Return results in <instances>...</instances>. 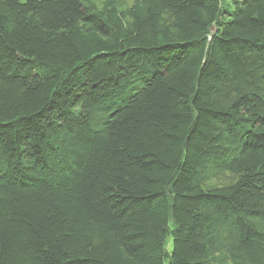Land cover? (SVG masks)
<instances>
[{
    "label": "trees",
    "instance_id": "obj_1",
    "mask_svg": "<svg viewBox=\"0 0 264 264\" xmlns=\"http://www.w3.org/2000/svg\"><path fill=\"white\" fill-rule=\"evenodd\" d=\"M0 264H264V0H0Z\"/></svg>",
    "mask_w": 264,
    "mask_h": 264
},
{
    "label": "rangeland",
    "instance_id": "obj_2",
    "mask_svg": "<svg viewBox=\"0 0 264 264\" xmlns=\"http://www.w3.org/2000/svg\"><path fill=\"white\" fill-rule=\"evenodd\" d=\"M93 2L96 4V6L98 8H103L104 6H106L109 3H114L119 8L120 7L129 8L132 5L133 0H93ZM232 181H233L232 176L225 174V175L219 177L218 179L213 180L210 183V186H223V185L230 184ZM220 258H222V257H220Z\"/></svg>",
    "mask_w": 264,
    "mask_h": 264
}]
</instances>
